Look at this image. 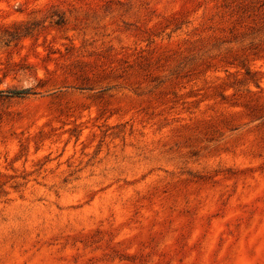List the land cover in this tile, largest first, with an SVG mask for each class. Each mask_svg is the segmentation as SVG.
<instances>
[{
	"label": "rangeland",
	"instance_id": "1",
	"mask_svg": "<svg viewBox=\"0 0 264 264\" xmlns=\"http://www.w3.org/2000/svg\"><path fill=\"white\" fill-rule=\"evenodd\" d=\"M0 264H264V0H0Z\"/></svg>",
	"mask_w": 264,
	"mask_h": 264
},
{
	"label": "trees",
	"instance_id": "2",
	"mask_svg": "<svg viewBox=\"0 0 264 264\" xmlns=\"http://www.w3.org/2000/svg\"><path fill=\"white\" fill-rule=\"evenodd\" d=\"M7 94L20 96V95L27 94V92L26 91H10V92H7Z\"/></svg>",
	"mask_w": 264,
	"mask_h": 264
}]
</instances>
